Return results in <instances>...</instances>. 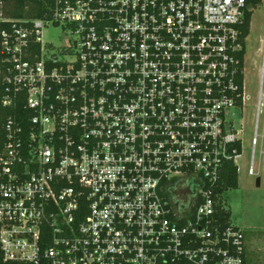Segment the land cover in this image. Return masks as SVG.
<instances>
[{"label": "built area", "instance_id": "2783aa9c", "mask_svg": "<svg viewBox=\"0 0 264 264\" xmlns=\"http://www.w3.org/2000/svg\"><path fill=\"white\" fill-rule=\"evenodd\" d=\"M247 1L54 0L45 19H4L0 264H245L220 211L245 142L228 111L244 103Z\"/></svg>", "mask_w": 264, "mask_h": 264}, {"label": "rangeland", "instance_id": "374dc122", "mask_svg": "<svg viewBox=\"0 0 264 264\" xmlns=\"http://www.w3.org/2000/svg\"><path fill=\"white\" fill-rule=\"evenodd\" d=\"M249 33L245 39L246 60L244 70V103L242 108H231L228 114L233 116L236 127L244 133L242 155L237 158L239 176L237 189L229 195L232 220L245 231L246 247L249 249L253 264H264V169L259 168L255 175L247 174L246 161L249 159L253 121L256 114L257 92L260 78L259 43L264 34V0L251 8ZM43 40L59 45L64 41V33L59 27L49 26L42 33ZM264 93V82H263ZM264 115L259 116V130H262ZM262 228L253 235L255 229ZM256 232V231H254Z\"/></svg>", "mask_w": 264, "mask_h": 264}, {"label": "trees", "instance_id": "16d2710c", "mask_svg": "<svg viewBox=\"0 0 264 264\" xmlns=\"http://www.w3.org/2000/svg\"><path fill=\"white\" fill-rule=\"evenodd\" d=\"M248 7H255L261 3V0H248ZM54 0H0V31L9 29L12 22L4 19H45L50 17L53 12ZM251 10H247L244 21L241 25L242 37H247L250 28ZM11 112V109H3L2 116ZM0 139V146H1ZM237 169L233 163L228 162L222 173V183L224 189L236 188ZM220 216L224 224L230 221L229 210L220 211ZM245 260V257H244ZM250 264V263H249Z\"/></svg>", "mask_w": 264, "mask_h": 264}, {"label": "crops", "instance_id": "0c3cea01", "mask_svg": "<svg viewBox=\"0 0 264 264\" xmlns=\"http://www.w3.org/2000/svg\"><path fill=\"white\" fill-rule=\"evenodd\" d=\"M248 160L249 159H247V161H246V164H247V167H248ZM234 166L236 167V169H237V178H236V180H237V184H238V176H239V166H238V162H237V159H236V162H235V164H234ZM247 174H248V172H247ZM251 176V175H250ZM233 189H237V186H236V188H228V189H224L225 191H224V196H225V199H226V201H227V206H228V210H229V212H230V221H231V223L233 224V225H235V226H237L238 228H240V226L238 225V224H236L233 220H232V215H231V206H230V202H229V195H230V193H231V191L233 190ZM242 231H243V233L245 234V231L242 229V228H240ZM252 229H255L254 231H256V232H254L253 231V235H256L257 234V231H260L262 228H258L257 229V227H255V228H252ZM244 240H245V235H244ZM250 258H251V256L249 255V249H247V247H246V241H245V264H253L251 261H250Z\"/></svg>", "mask_w": 264, "mask_h": 264}]
</instances>
